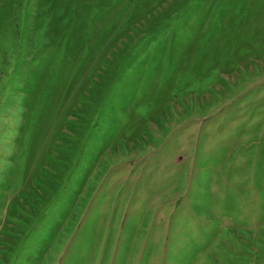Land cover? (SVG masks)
<instances>
[{
	"label": "rangeland",
	"instance_id": "1",
	"mask_svg": "<svg viewBox=\"0 0 264 264\" xmlns=\"http://www.w3.org/2000/svg\"><path fill=\"white\" fill-rule=\"evenodd\" d=\"M0 264H264V0H0Z\"/></svg>",
	"mask_w": 264,
	"mask_h": 264
}]
</instances>
